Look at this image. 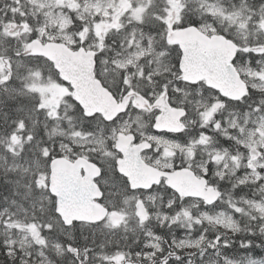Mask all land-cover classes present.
Masks as SVG:
<instances>
[{"label":"snow or ice","instance_id":"1","mask_svg":"<svg viewBox=\"0 0 264 264\" xmlns=\"http://www.w3.org/2000/svg\"><path fill=\"white\" fill-rule=\"evenodd\" d=\"M0 264H264V0H0Z\"/></svg>","mask_w":264,"mask_h":264}]
</instances>
